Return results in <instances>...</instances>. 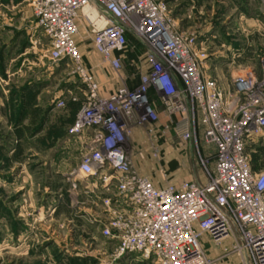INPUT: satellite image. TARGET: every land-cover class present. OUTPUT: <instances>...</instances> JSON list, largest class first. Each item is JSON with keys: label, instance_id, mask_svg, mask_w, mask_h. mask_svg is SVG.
Returning a JSON list of instances; mask_svg holds the SVG:
<instances>
[{"label": "built area", "instance_id": "built-area-1", "mask_svg": "<svg viewBox=\"0 0 264 264\" xmlns=\"http://www.w3.org/2000/svg\"><path fill=\"white\" fill-rule=\"evenodd\" d=\"M82 8L101 16L90 42L108 67L118 68L126 33L146 46L152 59L146 83L100 97L102 86L76 41ZM31 9L49 59L82 87L83 103L69 132L87 146L78 172L82 180L98 182L92 199L101 216L97 228L116 242V255L137 252L149 264H214L204 254L202 234L219 240L235 232L252 263L264 264V170L253 168L247 152L264 139V69L260 81L247 73L221 87L206 75L208 53L195 36L173 31L164 0H31ZM254 85L260 92L250 96ZM149 89L162 99L166 118L175 116L172 131L179 140L191 145L197 121L216 152L210 180L157 187L131 169L124 121L135 114L147 123L156 120Z\"/></svg>", "mask_w": 264, "mask_h": 264}, {"label": "rangeland", "instance_id": "rangeland-1", "mask_svg": "<svg viewBox=\"0 0 264 264\" xmlns=\"http://www.w3.org/2000/svg\"><path fill=\"white\" fill-rule=\"evenodd\" d=\"M164 1L168 16L175 23L173 31L185 37L195 36L198 46L207 53L211 42L199 41L197 33L192 30L183 32L182 25L176 23L178 19L215 20L222 27L218 29L219 34L228 39L240 37L242 27L237 21L242 16L264 19V0ZM25 2L31 7V0ZM81 16L76 41L85 62L89 61L92 65L96 80L105 83L101 87L100 97L108 98L121 87L137 88L142 80L146 83L151 78L149 69L152 68V59L145 55L146 46L129 33H126V49L118 68L103 64L101 55L90 42L91 31L103 25L101 16L87 8L81 9ZM84 17H88L92 23L89 24ZM259 53L261 57L256 58V65L261 67L262 73L264 50ZM42 59L51 62L47 47H43ZM204 64L202 61L203 68ZM59 67H62L61 72L48 87L50 93L42 94L40 107H23L16 103L0 106V264H113L112 259L116 257L115 248L98 250L104 241L97 228L101 218L97 213L99 208L92 204L98 182L92 178L87 181L81 179L78 167L87 146L81 135L69 132L75 115L71 123L65 117L69 111L68 105L72 107L69 103H76L73 110H79L84 94L83 91L63 90L56 99L62 100L64 106H57L55 94L51 92L55 91L56 85L58 91L65 87L68 79L79 85L76 76L68 74L63 66ZM261 73H253V77L260 81ZM206 75L214 78L209 73ZM238 75L245 74L226 75L228 87ZM3 85H7L6 80L0 76L1 91ZM257 88L254 85L248 95L259 93ZM146 95L150 106L157 112L156 120L147 123L135 114L132 119L124 121L127 129L126 156L131 169L151 179L157 187L205 182L214 177L216 152L202 136L197 121L194 123L191 145L179 140L172 131L175 116L166 118L161 106L162 99L152 89L147 90ZM70 137L75 145L65 147L64 142ZM28 147L39 151L41 160L38 155L31 156L25 152ZM247 152L256 170H264V144L257 152ZM56 158L62 167L53 170L49 164ZM17 164L22 167L19 183L4 185L7 180L1 179L16 173V170L12 172L9 168ZM40 165L41 169L37 170ZM50 205H53L52 211ZM86 207L92 208L86 210ZM50 234L52 239L49 238ZM19 235L21 242L26 244L25 249L17 248ZM45 237L48 239L44 240ZM200 242L205 256L214 264H245V259L253 264L235 232L219 240L209 233H203Z\"/></svg>", "mask_w": 264, "mask_h": 264}, {"label": "crops", "instance_id": "crops-1", "mask_svg": "<svg viewBox=\"0 0 264 264\" xmlns=\"http://www.w3.org/2000/svg\"><path fill=\"white\" fill-rule=\"evenodd\" d=\"M237 22L242 27L240 37L228 39L227 36L224 37L219 34L218 29H222V27L215 20L201 21L193 19V21H189L183 18L176 21L178 25H182L181 29L183 32L192 30L197 33L199 41L211 42L208 48L209 53L204 61V70L212 75L218 84L224 88L229 85L226 83L227 74L261 73V67L256 65V58L261 57L259 52L264 50V19L256 20L246 15L242 16ZM47 46V40L42 37L40 30L36 27L32 9L25 0L14 2L11 0L8 2L0 0V76L6 80L7 84L6 86L3 85L2 91L0 90V106L5 107L13 103L23 107L32 106L37 108L41 106L42 94L50 93L48 87L57 80L62 69L59 64L42 59L43 47ZM99 83L101 86L105 84L104 81ZM64 84L65 87L61 90L58 91L56 85L55 91H51L55 94V99L58 98L63 90H73L77 93H82L80 84H76V81L68 79ZM69 104L72 107L68 105L69 111L65 117L67 118L66 121L71 123L76 112L73 108L77 104ZM49 105L51 106V104ZM73 142H75L73 138H68L64 142L65 147L71 148V146L75 145ZM262 144H264V139L251 151L257 152V149ZM25 152H29L31 156L38 155L39 160L42 158L40 157V152L32 147L25 149ZM57 160L56 158L50 161L49 167L51 169L58 170L62 167ZM252 166L256 170L254 164ZM40 167L41 165L38 166L39 169L37 170H40ZM9 169L12 172L14 170L17 172L13 173L9 178L1 179L2 181L7 180L4 185L19 183L22 176L20 174L22 167L17 164ZM50 202L52 203V201ZM52 207L53 205H50L49 209ZM90 208L92 207H86V210H91ZM100 237L104 241L103 245L98 248L99 251L115 248L116 242L114 240L105 239L101 235ZM49 238L52 239L51 234ZM46 239L48 237L44 238V240ZM16 242L18 244L17 248H26V244L23 241L21 242L20 235ZM112 260L113 264H149L143 261L137 252L116 255Z\"/></svg>", "mask_w": 264, "mask_h": 264}]
</instances>
